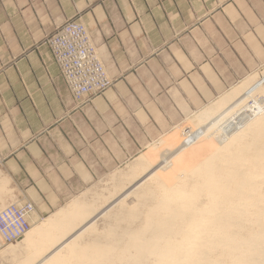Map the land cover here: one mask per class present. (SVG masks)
Listing matches in <instances>:
<instances>
[{"label":"crops","instance_id":"obj_1","mask_svg":"<svg viewBox=\"0 0 264 264\" xmlns=\"http://www.w3.org/2000/svg\"><path fill=\"white\" fill-rule=\"evenodd\" d=\"M71 20L113 80L82 103L47 44ZM263 63L264 0H0V199L33 203L36 227L175 122L171 107L208 103L198 114L249 76L264 81L251 73Z\"/></svg>","mask_w":264,"mask_h":264},{"label":"bare ground","instance_id":"obj_2","mask_svg":"<svg viewBox=\"0 0 264 264\" xmlns=\"http://www.w3.org/2000/svg\"><path fill=\"white\" fill-rule=\"evenodd\" d=\"M263 85L259 75H251L204 109L202 116L193 118L196 127L203 128V132L197 135L199 139L213 140L218 145L191 171L198 173L194 176L198 179L196 187L211 189V209L215 214L207 219L212 228L209 229L207 224L201 225L205 227L202 236L199 235L201 232L195 231L196 227L181 234L184 229L177 224L180 221L188 226L193 221L205 223L207 220L199 218L200 209L192 211L185 208L190 205L188 202L180 204L179 199L188 193V181L182 179L179 161H183V151L191 149L196 142L188 141L178 147V143L172 141L179 139V133L175 132L163 141L170 140L174 144L169 141L162 143L177 147L172 150L170 146L166 148L160 162L153 164L150 154H143L130 176L114 177L117 180H113L114 189L109 190V197L97 194L91 201L78 202L72 208L56 213L32 227L22 240L10 244L13 246L4 249L0 244V255H16L21 247L29 244L33 254L25 264H68L71 259L76 264H87L86 261L89 264L114 263L111 252L115 248L111 246L112 241L100 239L99 218L105 219L104 223L109 218L134 220L143 211L140 210L142 207H137H148L154 203L153 209L154 206L156 209H148L150 212L163 207L166 213L158 223L149 224L156 229L152 236L134 241L135 259L148 252L155 255V264H214L217 260L213 259V253L218 250L222 257L228 255L240 259L244 256L240 264H264V195L253 197L259 192V181L264 180ZM235 121L237 124L226 126ZM245 161L249 164L246 173L240 167ZM252 167L260 168L262 174L255 176L248 172ZM223 170L225 174H222ZM226 195L228 199H224ZM133 196L138 203L130 206L128 199ZM103 197L107 203L112 202L110 205L106 203L109 208L105 210H101L105 203L102 202ZM230 205L232 207H228ZM249 206L257 208L251 209V213ZM247 222L253 225L249 227ZM129 232L138 234L140 228H132ZM83 242L87 244L82 245ZM126 249L127 246L122 245V251Z\"/></svg>","mask_w":264,"mask_h":264},{"label":"rangeland","instance_id":"obj_3","mask_svg":"<svg viewBox=\"0 0 264 264\" xmlns=\"http://www.w3.org/2000/svg\"><path fill=\"white\" fill-rule=\"evenodd\" d=\"M252 72H258L261 75H264V63H263V66L261 68L254 69L253 71H251V73ZM254 75H256V74H254ZM245 76L238 78L236 81L243 79ZM207 104H205V105H207ZM205 105H203V106H205ZM203 106H201V107H203ZM201 107L192 108V109L190 108L187 113H185L184 109L182 108V111L184 112L185 115H179V113H177V110H175L174 107H171L172 110L175 111V115L177 117V120L175 122L173 121L175 116H173V115H170L169 117L167 116V118H169V120L171 119L173 121L172 124L168 125L167 127H163L162 128L163 130L158 132L156 134V136L151 141L148 142L146 147L139 151V153L132 155V157L130 159H128L122 165L116 166L113 169H109L108 172L106 174H104L101 179H97L96 181H94L92 183V185L88 189L85 190L86 192L84 191L86 193L85 195L81 196L80 198L75 199L73 201L72 205H70L69 207H65L63 210H67V209L72 208V206H74L78 202H84L86 200L91 201L92 198L97 194H103L106 197L107 196L109 197V194H110L109 190L113 191V189H114L115 181H113V180H117L114 177H121L123 175H129L130 176L133 173L134 167L136 166L135 164L139 161V159L143 156V154H145V155L150 154L149 156L153 158V164L160 162L161 154H163V152L167 150L166 148H168L170 146V148L172 150L175 147H177V146L179 147V145H181V143L183 141L182 140L183 139L182 138V131L185 128L192 127L194 129H196L198 127V126L196 127V124L193 122V120L196 119V117H198L200 115L202 116L203 111L199 112L198 114L191 115L189 117H188V115L190 114V112L192 110H198ZM208 119L209 118L207 117V120ZM223 120H224V117L221 119V121H223ZM175 125H179V127L172 129ZM175 132L179 133V139H177L178 142H177V140H172V139L171 140L174 141L175 144L178 143L177 146L173 145L172 146L173 148H172L171 145H164V144H167L166 142H168V141L171 142V144H174L170 140L166 141L165 143L163 141L167 140ZM211 145H213L214 147H210ZM214 148L216 150V148H218V145L213 140L200 138L198 141H196L195 144H193V146H191V149L188 148V149H186L187 151L185 150L186 152L183 151V153H182L183 154L182 155L183 161L181 160L182 161L181 162L178 160L180 162V167L182 166L180 169L182 179H185L186 181H188V188H187L188 193L184 198L182 197L181 199H179L180 204L183 202H188L190 205L185 206V208H188L189 210H192V211H194L196 209H200L201 212L199 213L198 216H199V218H203L205 220L209 219L213 214H215L212 212L213 209H211L212 208V198L210 196L211 189L196 187L195 184L198 183L197 182L198 179H195L194 176H196L198 173L195 174L194 172L192 173L191 171L193 168H195L197 165H199L202 161H204L205 158L212 152L211 149L214 150ZM178 161H177V167H179ZM247 163L248 162L245 161L244 165H243V163L241 164L242 166L240 165V167L243 170H246V171H244L245 173L247 172V167L249 165ZM220 164L222 165L224 163L222 161H220ZM235 166H237V165L235 164ZM248 172H252L255 176L257 174H262L261 169L260 168L256 169L255 167H252L251 170H249ZM222 174H225L224 170H223ZM256 180L258 181L259 178L257 177ZM259 183H260V185L258 186L259 192L254 193L255 195L253 197H259L260 195H264V180H263V178H262V180L259 181ZM133 184H135V181ZM129 186H130V184H129ZM233 190H235V185H233ZM247 196H245V197H247ZM228 197L229 196L226 195L224 197V199H228ZM231 197H232V195H231ZM233 197H236V195ZM11 199H14V197H13L12 192L9 191L5 194L3 200L0 199L1 208L6 206V204H8V202ZM102 199H103L102 202H105V203H103L104 206L101 207L102 208L101 210H105V209H107L108 205H110L112 202L110 201L109 203H107L108 201L105 200L104 197ZM116 200H117V198H116ZM250 202H254V201L251 200ZM136 203H138L136 197L133 196V197H130L128 199V204H130V206H133ZM153 204L151 205L152 207L148 206L150 208H148L147 205H143V206L140 205L139 207H137V208L142 207L140 210H143V211L139 215V217L134 219V220H128V219H122V218H120V219L109 218V219H107V223H104L105 219L99 218L98 228H100L102 233H103V231H106V234H102V233L100 234V239L103 242H106L108 240L112 241L111 246H113L115 248L111 252V255H113V257H114L113 258L114 263L110 262L109 264H155L154 263L155 255L150 254L148 252L144 253L143 255H141L139 257H136V259H135V257H133L136 254L135 253L136 247L134 246V241L140 240L141 237H144V236H152V234L156 231V229L149 226V224L152 222L158 223L159 219H161L166 213V210H164L163 207H159L157 210L150 212L148 209L152 210ZM144 206H146V207H144ZM262 206L264 207V202L262 203ZM228 207H232V206L230 205ZM248 208L250 209V211L252 213L251 209H255L257 207L249 206ZM154 209H156L155 206H154ZM177 224H178V226H181L184 229V232H182L181 234H184L187 231H191L192 228L196 227L195 231L201 232V233H199V235L202 236L204 234V231H202V230L205 227H203L201 225L207 224L209 229L212 228V225L209 224V220H207L205 223H202V222L199 223L198 221H193L188 226L181 224L180 221ZM247 225L249 227H251L253 224L251 222H247ZM255 226H256V228H258L257 225H255ZM132 228H140V232L138 234L130 233L129 231H132ZM246 229H244L245 232H246ZM165 236L167 237V235H165ZM178 237L180 238V236H178ZM85 244H87V243H85V242L82 243V245H85ZM13 245H7V246L2 245V246L5 249V248H7V247L9 248ZM122 245L127 246V249L125 252L122 251ZM217 252H218V250L214 251V253H213V255H214L213 259L217 260L216 262H214V264H222V263L223 264H240L245 259L244 256L240 257V259L239 258L238 259L231 258L228 255H224L222 257V254L221 253L218 254ZM83 253H85V252L83 251ZM32 254H33L32 247H30V245L27 244V245L21 247V249L19 250V252L16 255H11V256L14 258L15 264H25L24 262L29 260L30 256H32ZM89 254H92V252H89ZM68 255L70 256L71 254H68ZM80 255H82V250H80ZM217 257H219V258H217ZM86 263L89 264V262H87V261H86ZM68 264H76V262L73 261V259H71L68 262Z\"/></svg>","mask_w":264,"mask_h":264},{"label":"built area","instance_id":"obj_4","mask_svg":"<svg viewBox=\"0 0 264 264\" xmlns=\"http://www.w3.org/2000/svg\"><path fill=\"white\" fill-rule=\"evenodd\" d=\"M47 44L76 102L82 103L89 96L103 93L113 85V80L108 75L90 33L82 22L67 21L47 39ZM235 124L236 121L226 126ZM201 132H203L201 127L185 128L182 131L181 144L198 141L197 135ZM34 212L35 205L31 202L21 203L13 200L2 207L0 244L7 246L22 240L32 228L31 217Z\"/></svg>","mask_w":264,"mask_h":264}]
</instances>
